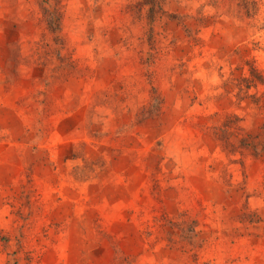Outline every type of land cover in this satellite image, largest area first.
Listing matches in <instances>:
<instances>
[{
  "label": "rangeland",
  "instance_id": "rangeland-1",
  "mask_svg": "<svg viewBox=\"0 0 264 264\" xmlns=\"http://www.w3.org/2000/svg\"><path fill=\"white\" fill-rule=\"evenodd\" d=\"M0 264H264V0H0Z\"/></svg>",
  "mask_w": 264,
  "mask_h": 264
}]
</instances>
